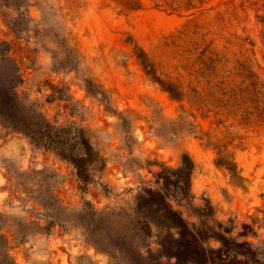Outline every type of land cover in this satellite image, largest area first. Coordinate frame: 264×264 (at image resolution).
<instances>
[{"label": "rangeland", "instance_id": "obj_1", "mask_svg": "<svg viewBox=\"0 0 264 264\" xmlns=\"http://www.w3.org/2000/svg\"><path fill=\"white\" fill-rule=\"evenodd\" d=\"M0 264H264V0H0Z\"/></svg>", "mask_w": 264, "mask_h": 264}]
</instances>
